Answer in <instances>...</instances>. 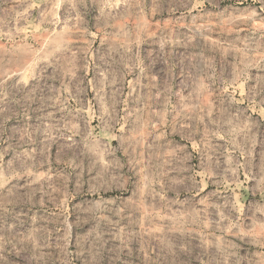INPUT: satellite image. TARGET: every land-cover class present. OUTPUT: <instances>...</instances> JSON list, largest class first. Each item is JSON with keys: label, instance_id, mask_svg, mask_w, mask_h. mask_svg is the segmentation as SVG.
I'll return each mask as SVG.
<instances>
[{"label": "clouds", "instance_id": "obj_1", "mask_svg": "<svg viewBox=\"0 0 264 264\" xmlns=\"http://www.w3.org/2000/svg\"><path fill=\"white\" fill-rule=\"evenodd\" d=\"M41 3L37 27L44 25L39 31L48 38L42 43L37 38L40 46L35 50L26 41L4 49L14 53L6 57L8 64L16 62L17 48L32 53L33 83L19 79L17 69L11 73L17 77L12 89L26 93L21 96L22 115L28 117L32 110L41 123L25 128L18 139L0 138V216L21 205L36 208L50 202L62 209L58 194L61 185L67 191L71 177L76 179V194L85 183L93 194L130 193V200L87 201L81 211L94 219L123 217L142 208L146 219L164 222L160 229L117 236L121 250L129 252L138 239L144 264H171L176 248L195 255L199 264H264V119L252 115L264 117V77L255 86L250 77L264 70V0H236L238 7L232 11L239 14L227 20L220 19L222 12L205 10L204 0H40L30 7L39 9ZM207 3L219 8V0ZM61 8L63 21L57 15ZM180 9L169 24L191 16L192 22L183 25L191 33L186 40L166 32L165 24L153 30L155 17ZM58 24H63L59 31L54 27ZM93 29L105 46L95 50V58ZM214 31L229 33L222 37L224 43L209 44L207 34ZM181 43L199 51L174 61L172 47ZM147 44L155 48L142 56L141 47ZM129 76L134 77L131 84ZM8 79L4 72V103L10 99ZM49 79L61 81L62 95H56ZM89 88L94 95L85 115L82 97ZM72 100L79 107L70 104ZM34 103L38 107L33 109ZM90 117L98 121L101 134L117 142L114 147L89 131ZM57 143L66 157L62 163L72 170L65 175H57L49 161L48 149ZM174 174L179 178H172ZM229 189L241 194L234 199ZM25 219L20 212L16 223L0 225V264H72L67 234L57 232L53 244L37 216L31 218L30 230L19 231ZM67 227L65 217L60 228L66 233ZM174 232L198 238L199 245L171 244L165 235ZM101 236L90 234L83 245L77 241V258H85L81 248L94 251Z\"/></svg>", "mask_w": 264, "mask_h": 264}, {"label": "rangeland", "instance_id": "obj_2", "mask_svg": "<svg viewBox=\"0 0 264 264\" xmlns=\"http://www.w3.org/2000/svg\"><path fill=\"white\" fill-rule=\"evenodd\" d=\"M199 2V0H192V3L195 4ZM40 3V0H0V57H4L3 61L0 63L3 66H0V81L4 80V72L9 73V79L7 81L6 90L10 93V99L8 103H4L0 101V109H3V112L0 113V138L7 140L8 138L18 139L19 134L25 129L29 130L37 127L41 120L35 114L34 111L30 110L28 113V117L22 115L23 111V102L21 100L22 95H26V93L20 92L16 93L12 89V84L17 79V77L12 76V72H16L19 69V72L22 74L19 76V79L29 81L31 85L33 82L30 79L32 68L31 59L32 53L28 51H22L19 48L15 51L16 62L8 64L6 57L13 56V52L5 53L4 49L10 46L15 45H23L26 41L27 44L31 45L32 49L35 50L39 48V44L36 42V39L39 38L40 43L43 42L44 39H47V35L43 34L39 31V28H43L44 25H38V21L40 19V12L44 9V5L41 3L40 8L30 7V5ZM177 7L179 4L177 3ZM203 7L205 10H212L215 12H222L220 17L221 20H227L230 15L239 14L234 13L232 11L233 8L238 7L236 4V0H219V8H212L210 4L207 3V0H204ZM239 7H243V5H239ZM227 10V11H223ZM180 9L174 13L164 12L162 16L155 17L153 19V30L159 27L161 24L167 25L165 28L166 32H174L177 39L184 41L186 40L191 33L188 28L183 25L189 24L192 22L191 16H185L180 24L171 25L169 22L175 21L177 17L180 16ZM59 15L61 21L64 20V9L57 13ZM95 13L92 12L87 19L91 20L92 16ZM192 15H195V9L193 10ZM197 23H210L213 26H216L219 21L217 19H198ZM57 31H59L63 24H58L54 26ZM229 33H220L218 31H214L212 33L207 34L208 42L211 44L213 41H219L220 43H224L223 36H227ZM11 37V39H9ZM91 39L95 41L92 45L93 47V58H95V50L102 49L105 46L100 44L101 37L95 34V30H92ZM79 43V42H77ZM203 44V41L200 42ZM236 47H240L241 45L237 43ZM155 48V44H147L141 47V55L148 56L149 53L153 52ZM174 61L176 59H182L186 56H193L198 51L199 48L187 47L185 44L181 43L179 45H175L172 47ZM48 75H51V69H48ZM43 75V74H42ZM91 77V73L88 74ZM251 84L253 86L256 85L257 80L261 77H264V70L253 71L250 73ZM134 77H127V83L131 84ZM48 84L50 87H54L56 89V95H62L61 92V81H53L48 80ZM142 84H147L146 80L142 81ZM143 91H147V89H143ZM127 93H125L126 95ZM241 93H237L240 95ZM94 93L92 89L89 88L88 95L82 97L84 104L86 107L83 109L84 114L88 115L91 110L92 98ZM70 104L79 107L76 104L75 100L69 101ZM124 102L119 106V111L121 114L124 112L123 107ZM38 107L37 104H33V109ZM51 111V109H49ZM251 112L252 110L249 109ZM56 119H59L60 113L54 114ZM252 115L256 119H264L261 117L259 112H253ZM7 117V118H6ZM89 131L100 134L101 139L110 144L111 146L116 145V141L109 139L110 134H101L100 128L98 127V121L94 117H90L88 121ZM127 127V126H126ZM70 134V133H69ZM42 140L43 137L41 136ZM74 139L79 140V137H74ZM175 139L179 140V136H176ZM60 143L53 144L49 147V161L53 170L57 175H65L72 170L67 168V165L62 163V160L65 159L64 153L60 152ZM82 147V145H81ZM59 153V155H58ZM70 155V154H69ZM117 155H122V153H118ZM7 159V157L5 158ZM197 161L194 158L193 163L195 164ZM46 170V169H45ZM198 172L199 169L197 168ZM51 174V173H50ZM172 178L178 179V175H173ZM243 179V177H241ZM84 179L87 180V173L84 174ZM197 179H200L197 176ZM62 191L58 194L59 202L64 205L62 209L55 207V205L50 202L45 204L44 206H37L36 208H31L30 206L21 205L16 207L14 213L5 214L0 216V225L6 223H16L15 215L23 212L26 216L24 226L20 227L19 231H27L32 227L31 218L33 216H37L39 218L38 226H46L49 232V240L51 243H55L57 240V232L60 233L61 236L67 234L70 237L69 246L70 251L74 253L72 258V264H144V252L141 251V246L138 239L134 240L132 244L129 245L131 252L128 249L121 250V242L117 239V236L121 234V232H135L139 233L143 229H147L148 231H152L153 229H160L164 227V222L158 221L153 218L151 221L146 219L143 215L142 208L135 212H126L123 214V217H115L108 215L105 219H94L90 213H84L81 211L83 207H87V201L91 200H99L103 197L105 200H130V193H121L116 190H110L107 192L101 191L97 193H91L88 191L87 183L83 186V191L79 194H76V179L71 178L67 184V191ZM211 187V186H209ZM207 190V189H206ZM232 197L238 198L241 194V190L237 189L235 192H232L229 189ZM183 198V197H181ZM67 199V202L65 200ZM148 202H145L143 207H147ZM156 207L157 211H159V204L156 203L153 205ZM175 211V209H173ZM67 217V231L65 233L64 229L60 228V225L63 223L64 218ZM92 234L93 236L97 234H102L101 242L97 243L94 251L85 250L81 248L80 254L85 258H77L75 253L77 252V241H80L82 245L86 243V238ZM165 239H167L171 244L180 245V244H195L199 245V239L195 238L187 233L174 232L168 233L165 235ZM91 248V244L88 243V249ZM198 253V247H197ZM171 264H199V261L196 259L195 255H187L180 251L179 248L174 250V255L169 257Z\"/></svg>", "mask_w": 264, "mask_h": 264}]
</instances>
